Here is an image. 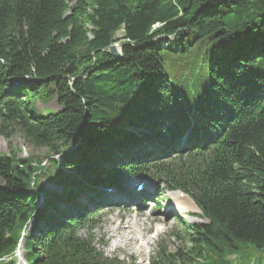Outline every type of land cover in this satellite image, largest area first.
Instances as JSON below:
<instances>
[{"label": "trees", "instance_id": "16d2710c", "mask_svg": "<svg viewBox=\"0 0 264 264\" xmlns=\"http://www.w3.org/2000/svg\"><path fill=\"white\" fill-rule=\"evenodd\" d=\"M16 133L49 167L0 154V264L26 230L28 264H115L92 230L123 172L205 220L151 264H264V0H0V135Z\"/></svg>", "mask_w": 264, "mask_h": 264}, {"label": "rangeland", "instance_id": "374dc122", "mask_svg": "<svg viewBox=\"0 0 264 264\" xmlns=\"http://www.w3.org/2000/svg\"><path fill=\"white\" fill-rule=\"evenodd\" d=\"M114 45H119V43ZM119 49L121 50V47ZM38 108L43 112L47 110L57 111L59 110V105L54 99L45 104L39 103ZM0 154L6 156L16 154L15 156L18 159H38L43 161L42 165L45 168L49 167L46 157L48 154L47 150L45 148H34L29 145L19 133H16L10 140L0 135ZM133 181L125 172L124 188L130 191L134 190V186H130ZM40 182L49 190L61 192L60 188L49 185L45 179L41 178ZM149 184L152 191L155 192L156 183L148 181V186ZM2 188L3 182H0V189ZM159 189H163V186L159 185ZM180 194L168 191L166 196L162 198L163 201L161 202L163 204L150 203L148 208L146 206H144L145 208L126 207L107 212L105 216H102L97 227L92 230L96 248L103 253L106 259L115 264H148V259L154 255V252L162 244L169 246L171 251L176 250L177 246L180 245L174 236L176 231L180 229V223L178 224L176 221L180 222L181 218V224L183 223L182 219L195 224L205 222L200 217L198 208L183 209L178 207L177 200H180ZM189 199L183 200L189 201ZM164 200L167 202H164ZM160 205L163 206L160 208ZM170 206L176 211L179 210V212L172 211L169 213ZM174 215L177 220H174ZM18 255V264H26L23 242L20 244ZM12 260L16 262L15 258Z\"/></svg>", "mask_w": 264, "mask_h": 264}, {"label": "bare ground", "instance_id": "6f19581e", "mask_svg": "<svg viewBox=\"0 0 264 264\" xmlns=\"http://www.w3.org/2000/svg\"><path fill=\"white\" fill-rule=\"evenodd\" d=\"M152 186H154V185L152 184ZM150 194H151V192H150ZM150 194H149L148 198L151 197ZM183 199H189V197L184 195V194H180V200L179 199L177 200V204H178L179 208H183V209L184 208H189V209L195 208V209H197L196 204L191 199H189V201H186Z\"/></svg>", "mask_w": 264, "mask_h": 264}, {"label": "water", "instance_id": "95a60500", "mask_svg": "<svg viewBox=\"0 0 264 264\" xmlns=\"http://www.w3.org/2000/svg\"><path fill=\"white\" fill-rule=\"evenodd\" d=\"M119 48H120L119 45H113V46H111V47L109 48V51H110L111 55L114 56L115 58H118V59L122 58L121 50H120ZM79 144H80V140H78L77 142H75V143H74V146L71 147L69 150H67L64 154H62V156H63V155H66V154H68V153H70V152H71L73 149H75V148L77 147V145H79Z\"/></svg>", "mask_w": 264, "mask_h": 264}]
</instances>
